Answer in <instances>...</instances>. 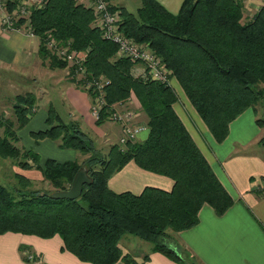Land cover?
Wrapping results in <instances>:
<instances>
[{
  "label": "trees",
  "instance_id": "obj_1",
  "mask_svg": "<svg viewBox=\"0 0 264 264\" xmlns=\"http://www.w3.org/2000/svg\"><path fill=\"white\" fill-rule=\"evenodd\" d=\"M112 6L120 10L122 31L160 56L217 141L225 139L229 123L243 110L252 107L257 114L258 105L264 106V3L248 19L245 0H183L176 13L158 0H141L136 12ZM94 19L92 7L83 2L48 0L18 24L34 30L40 39V56L49 66L67 65L47 47L50 32L84 53L88 76L106 77L98 124L109 119L115 107L126 108L122 103L135 95L148 117V135L125 145L114 143L103 154L77 121L63 120L50 106L49 127L32 135L90 155L83 161L47 157L40 163L39 153L19 144L17 132L37 106V96L33 91L16 94L15 117L0 112V156L24 170L39 169L55 187L53 191L68 189L82 166L91 181L76 198H56L51 196L53 191L30 188V173L16 171L17 184L12 188L0 182V235L8 231L42 238L59 235L62 249L82 261L138 264L124 252L122 239L131 233L150 241L153 251L182 264H196L177 233L198 222L204 203L223 214L233 197L174 109L178 96L172 84L145 77L129 56L118 54L114 41L103 37ZM69 69L72 74L73 67ZM86 91L92 99L95 91ZM257 121L264 123V118ZM130 160L172 178V187L145 185L140 192L114 191L109 178ZM19 249L27 264H48L40 262L27 244Z\"/></svg>",
  "mask_w": 264,
  "mask_h": 264
},
{
  "label": "crops",
  "instance_id": "obj_2",
  "mask_svg": "<svg viewBox=\"0 0 264 264\" xmlns=\"http://www.w3.org/2000/svg\"><path fill=\"white\" fill-rule=\"evenodd\" d=\"M158 1L173 13L179 11L183 2V0ZM263 3L264 0H245L244 18H250ZM39 42L38 36H31L21 30H9L0 34V64L5 67L12 66L24 74L38 71V67L45 64L39 53ZM143 67L142 63L136 64L139 70ZM50 71H53V80H49L48 83L50 89L40 88L38 91H42L43 95L33 90L37 96V106L30 114L28 122L17 129L20 139L26 138L31 143L30 147L25 148H32L39 153L40 163L47 157L56 158L50 155L43 156V151L50 150L56 153L62 150L58 141L49 137L37 139L32 135V131L49 127L46 121L48 108L53 106L63 120L77 121L86 133H92L93 140L96 138L107 143L104 147L98 148L94 140L97 151L106 154L112 144L119 142L120 124L110 119L98 124L91 114L89 92L66 78L64 67H52ZM171 84L178 96L173 104L174 109L233 197V204L223 214H217L210 204L204 203L199 210L198 222L179 231L176 237L184 243L199 264H264V152L261 149L264 143V123H259L257 121L259 116L252 107H248L229 123V132L225 139L217 141L178 80L173 77ZM129 100L124 101L122 105H127ZM42 101L47 105L41 107ZM57 102L62 103L63 110L57 107ZM136 105L134 109L130 108L137 112L133 121L147 125L148 117L142 110L140 102ZM139 134L140 136H137L139 140L148 135L145 129ZM77 153L74 151L73 159H76ZM89 155L90 153H83L81 159L77 160L83 161ZM61 156H65V152H61ZM64 160L68 159L60 161ZM108 183L117 192L123 190L140 192L145 185L169 189L172 187L173 179L143 169L130 160L109 178ZM23 244L30 246L31 250L39 255L40 262L93 264L82 261L75 254L62 249V238L59 235L42 238L13 231L0 235V264H27L19 249ZM151 248L152 245L140 251H132L131 247L125 246L124 252L131 254L138 264H182ZM116 264L128 263L119 260Z\"/></svg>",
  "mask_w": 264,
  "mask_h": 264
},
{
  "label": "built area",
  "instance_id": "obj_3",
  "mask_svg": "<svg viewBox=\"0 0 264 264\" xmlns=\"http://www.w3.org/2000/svg\"><path fill=\"white\" fill-rule=\"evenodd\" d=\"M47 1L0 0V30H24L27 34L35 36L34 30L30 27L25 28V23L19 25L18 22L21 18H28L33 9L44 6ZM79 1L92 7L95 25L101 29L103 37L117 44L118 54L127 55L132 61L142 63L145 77L171 84L173 78L171 70L164 65L160 56L145 43L135 41L122 31L120 27L122 15L119 9L113 8L110 0ZM45 43L51 53L67 62L68 68L73 67L72 76L81 88L95 91L92 96L91 110L93 116L98 119L104 102V85L108 81L106 77L88 76L87 68L83 63L84 53L72 47L69 41H62L49 32ZM134 117V112L127 108L115 107L109 114V119L118 122L121 126L119 144L125 145L127 141L137 139L138 133L145 129L144 124L133 121Z\"/></svg>",
  "mask_w": 264,
  "mask_h": 264
},
{
  "label": "rangeland",
  "instance_id": "obj_4",
  "mask_svg": "<svg viewBox=\"0 0 264 264\" xmlns=\"http://www.w3.org/2000/svg\"><path fill=\"white\" fill-rule=\"evenodd\" d=\"M110 1L112 4L126 6L132 12H136L138 7L141 5V0H110ZM21 31H24V30H21ZM6 32H9V30H5V31L0 30V34L6 33ZM136 64L137 63H135V65ZM51 68L52 67L49 66L48 62L46 61L43 66L38 67V71L35 70L32 73L30 72L29 74H26V73L24 74V73H21L20 70L14 68L12 66L11 67H5L2 64H0V112L3 111L6 116H10V117L14 118L15 115H14L13 109H12V102H13L14 96L16 94L26 93L27 91H33V90H35L37 93V91L40 90V88H41V90H44L45 88H47L49 90L50 89L48 87L49 80H53V75H52L53 71H50ZM59 71H61V70H57V72H59ZM64 73H65L64 76H66V78H68V79L73 78L72 74L70 73V69L68 68L67 65L64 67ZM98 76L105 77L103 74L97 75V77ZM73 80H74V78H73ZM52 91L53 90H51V92ZM38 94L43 95V92L38 91ZM130 99H131V101L129 100L130 102L128 101L127 105L123 104L124 107L133 108V107L137 106L136 105L137 103H139L138 102L139 100L136 98L135 95H132ZM91 102H92V99H91ZM40 105L42 107V106H46L47 104L44 103V101H42L40 103ZM56 105L60 110L64 109L61 102H57ZM90 110H91V107H90ZM133 112H134V114L137 113L135 110ZM91 114L93 115L92 110H91ZM257 116L264 118V106L258 105ZM95 120H97V118H95ZM145 127H146L145 130L148 133L149 129H148V126L146 124H145ZM263 130H264V126H263ZM139 133H138V137L140 136ZM87 134L91 139L94 137L91 132H88ZM263 136H264V133H263ZM94 140H95L96 146L98 148H102L105 145H107V143L102 142L96 138H94ZM94 140H93V144H94ZM113 141H115V138ZM19 144L21 146H24V147H30L29 145H31V143L26 138H21L19 141ZM94 146H95V144H94ZM60 148H62V150H60L56 153H52L50 150L43 151L42 155L43 156H45V155L54 156L60 160L61 159H73L75 157V154H76V153L74 154V151H75V152H78L76 159L80 160L82 157L83 153L77 149L62 147V146H60ZM261 149L264 152V143L262 144ZM64 150H67V151H64ZM61 152H65V156H61ZM16 171L26 172L28 175L30 173L31 177L30 176L29 177L32 179V184L30 185V188H37L40 190H48V191L55 190V187L52 185V183H50L47 179L43 178L40 170H38V171L24 170L21 167H19L18 165H16L12 159L3 158L0 156V182L2 184L6 185L8 188H12V186L14 184H17V178L14 175V173ZM36 174H37V176H36ZM122 242L124 245L131 247L132 251H140L141 249H145V248L152 245V243L150 241L144 240V239H142V238H140L134 234H131V233L125 234L123 239H122ZM184 247L187 248L183 243V248ZM193 259L195 260L196 264H199L194 257H193Z\"/></svg>",
  "mask_w": 264,
  "mask_h": 264
},
{
  "label": "water",
  "instance_id": "obj_5",
  "mask_svg": "<svg viewBox=\"0 0 264 264\" xmlns=\"http://www.w3.org/2000/svg\"><path fill=\"white\" fill-rule=\"evenodd\" d=\"M90 181L91 177L89 176L86 167L82 166L75 174L71 186L68 189L53 191L51 196L56 198H76L81 194L83 185Z\"/></svg>",
  "mask_w": 264,
  "mask_h": 264
}]
</instances>
